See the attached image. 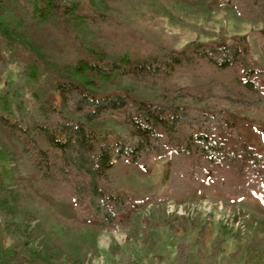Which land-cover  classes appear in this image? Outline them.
Returning a JSON list of instances; mask_svg holds the SVG:
<instances>
[{
	"label": "trees",
	"instance_id": "obj_1",
	"mask_svg": "<svg viewBox=\"0 0 264 264\" xmlns=\"http://www.w3.org/2000/svg\"><path fill=\"white\" fill-rule=\"evenodd\" d=\"M28 1L29 19L40 24L110 23L103 13H79L75 2ZM236 6L238 16L264 27V0H237ZM4 67L0 56V73ZM49 67L51 76L34 81L30 102L17 87L0 92V124L40 193L68 201L87 221L114 227L150 202L120 188L124 167L147 171L151 159H165L170 200L197 190L213 201L240 197L264 207V148L240 135L234 114L236 108L264 110V54L254 57L227 41L190 50L161 47L149 55L109 48L91 60L73 47ZM178 73L194 75L192 86L168 84ZM29 78H37L35 69ZM123 78L139 90L110 89ZM106 117H118L113 140L89 126ZM216 254L194 255L181 235L173 260L212 264ZM24 256L23 248L0 247V264Z\"/></svg>",
	"mask_w": 264,
	"mask_h": 264
},
{
	"label": "rangeland",
	"instance_id": "obj_2",
	"mask_svg": "<svg viewBox=\"0 0 264 264\" xmlns=\"http://www.w3.org/2000/svg\"><path fill=\"white\" fill-rule=\"evenodd\" d=\"M75 2L78 12L105 14L109 24L68 28L29 19L31 4L0 0V92L19 88L29 100L35 82L51 76L50 63L62 49L78 47L91 60L109 48L133 55L154 54L161 47L190 50L235 41L254 57L264 54V27L236 13L237 0H59ZM35 69L36 79L29 74ZM194 75L178 73L168 84L191 87ZM111 90L136 93L123 78ZM240 135L264 148V110L236 108ZM118 117L92 122L100 137L113 140ZM17 144L0 124V247L23 248L17 264H175L183 235L191 252L216 251L212 264H264V207L233 197L211 200L195 190L180 200L166 196L165 159H151L149 170L125 166L120 188L149 204L122 224L106 227L77 215L71 203L37 191ZM257 241L259 244H256ZM257 245V249L249 247Z\"/></svg>",
	"mask_w": 264,
	"mask_h": 264
}]
</instances>
